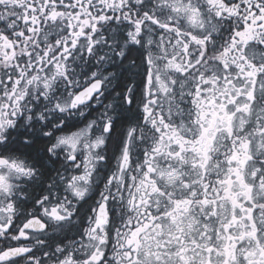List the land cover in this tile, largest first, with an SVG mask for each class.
<instances>
[{
    "label": "snow or ice",
    "instance_id": "obj_1",
    "mask_svg": "<svg viewBox=\"0 0 264 264\" xmlns=\"http://www.w3.org/2000/svg\"><path fill=\"white\" fill-rule=\"evenodd\" d=\"M0 264H264V0H0Z\"/></svg>",
    "mask_w": 264,
    "mask_h": 264
}]
</instances>
